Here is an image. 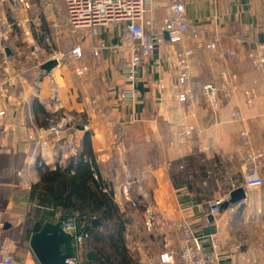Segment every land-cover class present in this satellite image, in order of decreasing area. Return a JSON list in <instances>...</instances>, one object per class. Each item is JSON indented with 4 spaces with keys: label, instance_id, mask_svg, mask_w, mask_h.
<instances>
[{
    "label": "crops",
    "instance_id": "obj_1",
    "mask_svg": "<svg viewBox=\"0 0 264 264\" xmlns=\"http://www.w3.org/2000/svg\"><path fill=\"white\" fill-rule=\"evenodd\" d=\"M183 2L199 36L186 35L178 45L156 48L137 70L136 98L120 101L124 61L118 53L129 57L121 26L112 24L95 37H85L71 33L65 24L61 0H0L1 238L15 229L14 222L33 226L30 187L44 169L66 164L88 135L95 165L122 214L123 241L134 264H161L159 255L178 239L165 232L161 237L148 235L142 223L147 212L155 222L185 221L206 251L207 237L216 234L230 258L222 264H233L238 253L250 264H264V184L247 191V205L243 202L233 212L225 209L209 222L208 203H199L185 184H174L170 177L174 164L198 153L211 171L215 159L222 165L233 155L234 178L242 180L246 150L239 147L238 134L244 130L252 149H264V69L254 70L248 57L264 50V0ZM168 14V0H151L143 17L144 32L157 33ZM213 38L218 40L217 51L235 55L221 58L205 50L203 45ZM100 45L94 57L91 49ZM76 47L82 51L79 60L70 57ZM190 47L194 56L188 79L179 86L175 54ZM56 53L64 58L44 72L41 66ZM82 67L87 71L77 75ZM224 75L236 90L231 100L220 94V106L213 110L202 87H220ZM243 91L253 96L252 107ZM182 93H187L185 102L178 100ZM92 106L103 112H92ZM39 111L69 123L61 139L44 138L47 129L37 125L44 118ZM188 128L189 138L184 134ZM204 147L209 151H200ZM260 174L264 181V167ZM224 192L218 187L213 200ZM5 223L10 225L6 229ZM249 226L253 233L246 230ZM85 260L86 250L79 255L80 263Z\"/></svg>",
    "mask_w": 264,
    "mask_h": 264
},
{
    "label": "built area",
    "instance_id": "obj_2",
    "mask_svg": "<svg viewBox=\"0 0 264 264\" xmlns=\"http://www.w3.org/2000/svg\"><path fill=\"white\" fill-rule=\"evenodd\" d=\"M55 1V0H52ZM63 5L64 20L67 27L73 34H82L83 36L95 37L101 31L107 30L112 24H117L122 27L125 33L124 47H126L129 57L125 52H117L120 60L124 61L121 70L124 80L123 88L119 93V100H134L136 98L137 70L142 66L143 62L150 57L156 48H163L165 45L175 46L180 44L186 35H191L194 39L199 36L198 27L191 24L186 15L185 4L183 0H168V17L161 24L159 31L153 35L144 32L143 17L146 12V6L151 0H61ZM45 43L50 46L51 40L48 37L44 39ZM201 47V45H198ZM204 49L215 53L217 56L232 57L234 51L222 52L218 50V40L213 38L207 44L203 45ZM103 46H97L91 49L94 57H97L100 49ZM120 54V55H119ZM194 56L192 47L176 52L177 65V80L179 86H184L188 79V65L191 58ZM70 57L73 60H79L82 57L81 48L76 47L70 51ZM249 59L254 70L261 71L264 69V50L249 54ZM52 58L57 62L64 58L61 53L52 55ZM87 71L86 67H82L77 71V75H83ZM223 83L220 87L206 83L202 87V95L213 110H217L221 103V94L223 99L231 100L236 86L229 83L225 75L222 77ZM243 96L248 107L253 105V96L249 91H243ZM187 93H182L178 97L180 102H185ZM94 104V103H92ZM65 120L61 119L57 123L52 124L46 131L43 132L44 138L59 140L63 131H65ZM187 138L191 136V128H188L184 133ZM239 147L246 150L243 159V176L242 180L234 177L225 178L222 165L214 164L215 177L218 180L226 181L228 191L223 193L218 198L207 204L208 213L214 219L221 215L220 206L227 200L229 194L242 188L245 193L244 200L237 205L232 206L228 211L233 212L235 207H239L244 202L245 205L249 202L248 192L260 189L264 181L260 171L264 167V149H252L251 141L247 131H241L238 134ZM75 151V148H73ZM200 151H209V148H202ZM226 160L233 159L230 155ZM216 167V169H215ZM248 208V207H247ZM143 225L145 231L150 236L161 237L166 234H174L178 237L175 244L166 245L165 250L159 255L158 260L161 264H222L226 259H230L225 254V249L216 234H211L208 239V250L202 246L201 239L195 235L194 229L185 221H174L161 219L160 222H155L151 215L147 212L143 217ZM163 232L159 231V228ZM82 223L75 219H67L61 223V228L65 233L70 235L80 234L74 238L73 246L76 253V258L68 260V264H79V255L86 250L88 240L87 234L79 231ZM178 235V236H177ZM171 242V241H170ZM235 252L239 249L236 247ZM233 264H250L245 254L238 253ZM0 264H38L33 254L30 251L20 255L17 252V244L8 239L0 238Z\"/></svg>",
    "mask_w": 264,
    "mask_h": 264
},
{
    "label": "trees",
    "instance_id": "obj_3",
    "mask_svg": "<svg viewBox=\"0 0 264 264\" xmlns=\"http://www.w3.org/2000/svg\"><path fill=\"white\" fill-rule=\"evenodd\" d=\"M39 113L44 115L37 124L42 129L58 122L53 116H45L43 111ZM214 163L219 165L216 159ZM212 172L214 168L212 171L208 168L204 157L193 153L173 165L170 177L174 184H185L196 194L199 203L207 204L213 201L218 189ZM226 190L228 186L224 193ZM29 197L35 204L32 233L38 231L44 222L55 223L61 216L82 223L79 231L87 234L88 240L86 260L79 264H134L123 241L122 214L114 202L112 188L101 178L95 165L88 135L66 164L41 171L38 181L30 187ZM238 203L229 205L226 210ZM226 210L220 209L221 214ZM94 218L100 221L97 228L91 224ZM20 249L17 246L20 255L27 252L24 249L20 253Z\"/></svg>",
    "mask_w": 264,
    "mask_h": 264
},
{
    "label": "water",
    "instance_id": "obj_4",
    "mask_svg": "<svg viewBox=\"0 0 264 264\" xmlns=\"http://www.w3.org/2000/svg\"><path fill=\"white\" fill-rule=\"evenodd\" d=\"M7 52V51H6ZM57 65L56 60H49L41 66V69L48 73L53 67ZM82 130V127H77ZM245 197V192L242 188H238L229 194L227 201L220 206L221 210L227 209L229 205H234L242 201ZM206 219L209 222L213 221L211 215H207ZM66 220V217L61 216L55 223L44 222L38 231L30 234L28 238V248L33 254L38 264H68V260L76 258V253L73 246L75 237L80 234L70 235L65 233L61 228V223ZM99 219H92V227L99 226ZM10 225L5 223L4 229Z\"/></svg>",
    "mask_w": 264,
    "mask_h": 264
},
{
    "label": "rangeland",
    "instance_id": "obj_5",
    "mask_svg": "<svg viewBox=\"0 0 264 264\" xmlns=\"http://www.w3.org/2000/svg\"><path fill=\"white\" fill-rule=\"evenodd\" d=\"M91 110H92V112H95V113H102L103 112L102 109L96 108L95 106H92ZM65 124H66V127H65V131H66L69 123L65 121ZM75 124H72L71 128L76 126ZM65 131H63V133H65ZM204 148H206V147H204ZM234 161H235L234 159L222 161L223 172H224V174H226V175H224L225 178L235 176L234 175V173H235L234 172V168H235ZM215 174H216V172H212L211 176L215 177ZM218 181L219 182H217V186L221 188V191L224 190L225 189V186H224L225 181H223V180H218ZM14 225L16 226L15 229L13 231H11L10 233H7V235L3 236V237L8 239V240L14 241L17 244V246L19 248H21L19 251L20 253H21V251L24 252V249H26V251H30L28 248V238L30 236V229H32L33 226L28 221H25L24 223H22L21 226H18L17 222H14ZM236 226L239 229L240 226H238V225H236ZM246 230L251 231V233H253V227L252 226L247 227ZM255 234H257V233L254 232L253 235L256 236Z\"/></svg>",
    "mask_w": 264,
    "mask_h": 264
}]
</instances>
